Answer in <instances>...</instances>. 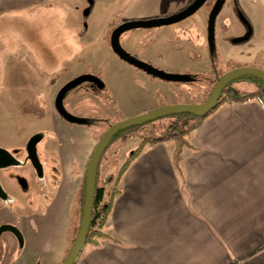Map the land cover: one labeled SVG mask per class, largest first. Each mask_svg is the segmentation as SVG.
Masks as SVG:
<instances>
[{
  "label": "crops",
  "instance_id": "1",
  "mask_svg": "<svg viewBox=\"0 0 264 264\" xmlns=\"http://www.w3.org/2000/svg\"><path fill=\"white\" fill-rule=\"evenodd\" d=\"M84 1L0 0V71L11 69L6 56L29 47V38L40 41L30 48L33 52L35 46V54L42 56L44 19L49 21L46 26L52 25L46 36L53 40L59 65L46 77L54 76L51 93L22 97L26 103L48 94L46 114L37 119L50 123L47 129H37L34 147L43 150L48 141L53 159L39 161L35 150V166L28 155L19 161L6 150L15 160L10 165L29 163L35 172L20 178L17 187L8 182L6 190L0 183V225L11 224L21 233V240L11 231L0 234V264H60L65 257L69 226L77 216L78 191L99 130L87 122L91 116L78 112L83 103L76 102L78 92L70 99L75 111L70 114L86 120L81 123L62 117L54 99L69 79L96 74L97 69L88 67L94 52L86 39L85 15L110 8L98 39L105 62H115L129 73H119L114 87L106 85L108 101L92 84L83 90L84 104L89 105L85 108L93 112L107 108L114 115L104 118L117 114V120H122L158 104L201 101L229 61L264 69V0H225L214 21L212 45L207 32L212 7L172 24L126 31L124 49L157 69L185 78L176 83L120 58L108 48L106 36L124 21L168 16L193 0H93L87 13ZM142 36L148 42L141 41ZM14 39L20 43H13ZM105 76L90 81L103 88ZM246 84L254 88L251 82ZM174 148L172 140L143 146L119 178L102 228L107 236L98 237L95 244L83 243L73 264H264V105L255 100L224 103L191 131L177 165Z\"/></svg>",
  "mask_w": 264,
  "mask_h": 264
},
{
  "label": "rangeland",
  "instance_id": "2",
  "mask_svg": "<svg viewBox=\"0 0 264 264\" xmlns=\"http://www.w3.org/2000/svg\"><path fill=\"white\" fill-rule=\"evenodd\" d=\"M85 7L84 12L92 6L93 0H85ZM215 0H206L205 3L202 5L203 9L204 7L210 8L213 6ZM103 5L105 7H108L109 3L107 1L103 2ZM110 8H107L106 12L103 13L101 11H98V8L96 11L92 10L89 15H85L86 17H90L89 19H84L83 25L88 28V36L86 39H90V47L93 53L91 64L88 65V67L91 69V66L95 69H97L96 74L93 75V73H83V74H89L97 78L98 80H101L106 77V82L104 84L103 88H99L96 83H92V81L87 80L79 83L78 85L70 88L63 96L62 103L63 107L66 111L69 113H74L72 104H71V97L75 95L76 92L79 93V95L76 98V102H83L82 105H79L77 109H82L84 116H91L92 118L96 116V118H104L107 116H114L110 115L108 113L107 108L100 109H94L93 112L92 109L85 108L86 105L84 104V95L83 90L85 87L92 84L94 89L96 91H100L99 93L102 95L103 98H106L107 101L110 100V89L106 86L107 84H110L111 88L115 86V82L118 81L119 73H122V76L128 75L129 73L127 70L121 71L119 69V65L117 63L105 62L104 55V47L102 45L101 40L98 38L102 36V33H99L101 30V27L103 26L102 21L104 20L106 14L108 13ZM198 9V10H199ZM197 10V11H198ZM201 11V10H199ZM86 13V12H85ZM89 20V22H88ZM49 21H46L44 19V25H45V38L43 39V42L41 41L43 45L42 49V56L41 54L36 55L35 54V46L33 47V52H31L30 44L33 45L35 43H39L40 41H36V39L29 38L27 43L29 44V47L26 45L27 48H18L17 54H13L12 56L8 55L6 56V59L11 66V69L7 72L0 71V81L5 80V83H0V148L9 151L17 160H24L27 156V146L29 142L31 141V138L35 136V134H38L40 131H42L44 128L47 129V125L50 123V120L48 119H41L38 120L39 114H46V105L48 101V94L47 97L42 98H36L33 97L26 103H22V97L30 96L31 94H36L38 91L41 92H52L51 84L53 83L54 76L50 77L48 80H46V77H49L48 71L55 70L58 68V61L57 56L53 53V47L52 43L53 40L51 37L46 36V34L50 33L52 29V25L46 24ZM14 23H11V27L14 28ZM156 27V26H154ZM130 31V33L133 30H126ZM122 32L119 36V42L121 46L123 47V37L125 33L128 32ZM99 33V34H98ZM51 34V33H50ZM154 38V37H152ZM151 38V39H152ZM141 41L148 42V38L146 36H142ZM150 39V40H151ZM110 35L108 37V34L106 36V41L108 44V48L110 47L109 44ZM13 43H20L18 40H12ZM41 46H39L40 48ZM124 48V47H123ZM28 50V51H27ZM40 51V49H38ZM20 55L23 56L20 58ZM114 55V54H113ZM1 59V57H0ZM4 59V57H2ZM43 60V63L42 61ZM100 60V61H99ZM107 60V59H106ZM215 61V58L213 59ZM86 61V60H85ZM4 62V61H3ZM26 63V67H28L27 71L25 70L26 67L23 65ZM5 64V63H4ZM82 63L79 65L77 63V67H83ZM99 65V67L97 66ZM104 75V76H103ZM57 79V76L55 77ZM74 78V77H73ZM72 78V79H73ZM70 80V79H69ZM68 80V81H69ZM104 80V79H103ZM102 81V80H101ZM173 81V80H170ZM177 82V81H173ZM112 83V84H111ZM234 83L241 84L239 88H245L249 89L251 87L248 86L249 83L248 80L243 79L236 81ZM253 85V84H252ZM210 89V88H209ZM115 93V90L112 89ZM209 90H207L208 92ZM206 92V93H207ZM205 93V95H206ZM205 95L202 96L201 101L199 99H191L189 102L184 103H200L204 100ZM96 101H98L95 98ZM103 102V100H101ZM101 101H98L99 104ZM49 103V102H48ZM106 103V102H105ZM109 108L110 104H106ZM94 107V106H93ZM84 108V109H83ZM88 111V113H86ZM29 116H24L27 114ZM36 115V116H35ZM117 114H115V117H110L113 120H117ZM123 120V119H122ZM168 122L167 119H164L160 121L159 125H165ZM157 125V124H156ZM97 130H102L101 126H96ZM38 128H41L40 131H37ZM98 131V133H99ZM140 139L138 137H129L125 142L115 139L112 142L109 143V146L107 147V151L104 153L101 163H100V176L101 177H107L110 173H113V175H116L117 171L120 169L121 165L124 163L128 155L138 146ZM50 143V139H49ZM50 145V144H49ZM35 150L37 151V157L39 161L42 159H45L46 161H50L53 159V153L51 151H48V141H46L42 146L40 147L37 145L35 147ZM109 171V172H107ZM34 173L35 170L31 166V164H27L26 166H7L4 168H0V183L2 187H4L6 190L8 188L7 183L10 182L15 187L20 185L21 181L20 178H26V175L29 173ZM19 182V183H17ZM77 220L75 221V224L73 225V233L72 237L75 235L76 227L77 226Z\"/></svg>",
  "mask_w": 264,
  "mask_h": 264
},
{
  "label": "water",
  "instance_id": "3",
  "mask_svg": "<svg viewBox=\"0 0 264 264\" xmlns=\"http://www.w3.org/2000/svg\"><path fill=\"white\" fill-rule=\"evenodd\" d=\"M90 1V0H89ZM206 0H193L187 7L184 9L170 14L168 16L162 17H153L148 19H132L124 21L113 28L110 35V46L112 50L125 61L139 67L140 69L146 71L149 74L154 76L164 78L167 80H175L180 81L185 78L176 73H169L166 71H162L157 69L153 65L139 59L138 57L128 53L120 44L119 36L122 32L134 29V28H149L154 26L168 25L175 22H178L189 15L193 14L197 11ZM225 0H215L207 20V32H208V41L209 44L212 45L214 42V21L215 18L220 11ZM88 12V9L85 11ZM244 74H249L251 76L258 77L264 82V70L256 67V66H238L234 67L230 70L224 72L215 82L209 96L200 103H175L168 104L153 108L143 113H139L132 117L125 118L123 120L116 121L112 123L109 127L105 129L101 137L98 139L94 149L90 155L86 170H85V197L83 203V212L80 220V224L77 230V233L74 237V240L68 249L67 254L60 264H73L77 258L79 251L83 246L84 239L88 232V228L91 220V211L93 206L94 199V190H95V172L96 168L101 159L102 153L104 152L106 146L109 144L111 138L114 134L127 128L129 126H133L142 122L151 121L158 119L160 117H164L174 113L180 112H189L196 114H203L210 110L214 103L216 102L218 96L220 95L222 89L227 85V83L239 76ZM86 80H97L92 75L89 74H80L75 76L73 79H70L66 83H64L57 91L55 96V107L60 115H62L65 119L70 122H84L82 118H78L68 111H66L63 107L62 99L64 94L72 87L78 85L79 83ZM86 121V120H85ZM36 136L31 138L27 146V155L31 160L33 165L37 166V159L35 157V142ZM13 157L4 149L0 148V167L10 165L14 163ZM1 191V188H0ZM4 231H11L14 235L21 240V233L17 227L11 224H1L0 225V234Z\"/></svg>",
  "mask_w": 264,
  "mask_h": 264
},
{
  "label": "trees",
  "instance_id": "4",
  "mask_svg": "<svg viewBox=\"0 0 264 264\" xmlns=\"http://www.w3.org/2000/svg\"><path fill=\"white\" fill-rule=\"evenodd\" d=\"M234 67H238L237 64L229 61L226 63L225 69H220L215 76L212 86L209 91L206 93L204 100L209 96L215 82L217 79L227 70H230ZM246 79L254 85L253 89H241L235 86L236 81ZM203 100V101H204ZM248 100H255L258 103L264 105V82L258 77L251 76L249 74H244L242 76L236 77L230 80L227 85L222 89L220 95L218 96L216 102L212 106L210 110L203 114L189 113V112H180L170 114L164 117H160L155 120L142 122L133 126H129L122 130L117 131L114 136L111 138L110 142L115 139L121 140L125 142L129 137H138L140 139L138 146L128 155L124 163L121 165L120 169L117 171L116 175L110 173L107 177L100 176V163L104 153L107 151L106 146L104 152L102 153L99 164L96 168L95 172V190H94V199L93 206L91 211V220L88 228V232L84 239V242L97 243L98 237L107 236L102 228L105 224L107 215L110 211L113 196L118 192L117 183L119 182V178L126 170L127 166L131 162V160L142 150L143 146L146 143L151 142H161L166 140H172L175 143V148L173 151V161L177 165L180 160V154L183 148L189 145V136L191 131L211 112L216 110L220 105L227 102H245ZM161 106L158 104L157 107ZM84 121L85 119L82 118ZM164 119H167L168 122L165 125H159L158 123ZM118 120H113L110 118H91L87 119V122L90 126H93L94 129H97L96 126H101L102 130H100L97 139L101 137L103 132L107 127H109L112 123ZM157 124V125H156ZM109 142V143H110ZM85 197V174L83 176L78 195H77V216L75 221L77 220V226L75 235L77 233L80 220L83 212V203ZM75 222L71 223L69 226V242L67 249L65 251V255L70 248L74 237H72L73 233V225Z\"/></svg>",
  "mask_w": 264,
  "mask_h": 264
},
{
  "label": "flooded vegetation",
  "instance_id": "5",
  "mask_svg": "<svg viewBox=\"0 0 264 264\" xmlns=\"http://www.w3.org/2000/svg\"><path fill=\"white\" fill-rule=\"evenodd\" d=\"M62 85H63V84H62ZM62 85H61V86H62ZM61 86H60V87H61ZM60 87H59V88H60ZM57 91H58V90H57ZM56 93H57V92H56ZM55 96H56V94H55Z\"/></svg>",
  "mask_w": 264,
  "mask_h": 264
}]
</instances>
